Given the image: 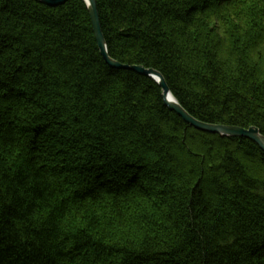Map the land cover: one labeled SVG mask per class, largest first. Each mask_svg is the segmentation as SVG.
Segmentation results:
<instances>
[{"label":"trees","instance_id":"obj_1","mask_svg":"<svg viewBox=\"0 0 264 264\" xmlns=\"http://www.w3.org/2000/svg\"><path fill=\"white\" fill-rule=\"evenodd\" d=\"M95 1L111 59L264 136V0ZM0 264H264V152L109 67L83 0H0Z\"/></svg>","mask_w":264,"mask_h":264},{"label":"water","instance_id":"obj_2","mask_svg":"<svg viewBox=\"0 0 264 264\" xmlns=\"http://www.w3.org/2000/svg\"><path fill=\"white\" fill-rule=\"evenodd\" d=\"M39 2L47 7L55 8L64 5L68 0H33ZM87 11L89 13L91 26L93 29L94 37L100 52V55L106 62V64L113 68L119 70L133 71L139 75L148 77L155 81V83L161 88L162 100L164 105L177 116H179L187 125L193 127L197 131L204 133L218 135L219 137H239L247 139L253 142L259 147V149L264 152V136H262L259 130L250 126L247 129L236 127V126H225V125H214L201 122L191 115H189L177 102V100L171 94L165 80L161 74L153 69H145L142 66H129L123 65L113 59H111L107 52V44L102 33L99 13L96 6L95 0H83Z\"/></svg>","mask_w":264,"mask_h":264}]
</instances>
